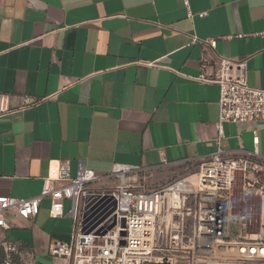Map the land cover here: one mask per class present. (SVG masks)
I'll list each match as a JSON object with an SVG mask.
<instances>
[{
    "label": "crops",
    "instance_id": "1",
    "mask_svg": "<svg viewBox=\"0 0 264 264\" xmlns=\"http://www.w3.org/2000/svg\"><path fill=\"white\" fill-rule=\"evenodd\" d=\"M189 6L0 0V93L17 108L0 117V195L40 194L57 160H69L72 175L85 160L105 187L118 183L116 164L139 168L156 186L207 160L218 149L220 89L195 77L204 56L209 77L220 57L246 59L249 84L264 88V0ZM222 147L264 158V120L226 123ZM50 204L45 198L28 220L10 214L0 235L20 244L31 264H70L50 251L71 241L73 221L51 216Z\"/></svg>",
    "mask_w": 264,
    "mask_h": 264
},
{
    "label": "built area",
    "instance_id": "2",
    "mask_svg": "<svg viewBox=\"0 0 264 264\" xmlns=\"http://www.w3.org/2000/svg\"><path fill=\"white\" fill-rule=\"evenodd\" d=\"M208 42L215 47V40ZM208 63L204 56L195 77L220 89L218 149L207 160L150 188L133 166L116 164L112 175L118 183L105 187L97 185L99 177L85 160H78L75 175L69 160H57L40 194L0 195V228L11 227L10 214L35 217L49 198L51 216L73 221L71 241L56 242L50 251L70 264H264V158L229 154L222 147L226 123L264 120V88L249 84L246 59L220 57L212 77L205 73ZM16 110L0 93V117ZM138 174V182L129 183ZM0 248V264H31L20 244L1 235Z\"/></svg>",
    "mask_w": 264,
    "mask_h": 264
},
{
    "label": "water",
    "instance_id": "3",
    "mask_svg": "<svg viewBox=\"0 0 264 264\" xmlns=\"http://www.w3.org/2000/svg\"><path fill=\"white\" fill-rule=\"evenodd\" d=\"M115 225V222L114 223H112L111 225H109L108 226V228L106 229V230H104V231H100V232H98L97 234H105L109 229H111L113 226Z\"/></svg>",
    "mask_w": 264,
    "mask_h": 264
},
{
    "label": "rangeland",
    "instance_id": "4",
    "mask_svg": "<svg viewBox=\"0 0 264 264\" xmlns=\"http://www.w3.org/2000/svg\"><path fill=\"white\" fill-rule=\"evenodd\" d=\"M185 173H186V172H182L180 175H183V174H185ZM180 175H178V176H180ZM176 177H177V176H175V177H173V178H171V179H174V178H176ZM171 179H170V180H171ZM168 181H169V180H168ZM142 183L147 184V183H146V180L142 181ZM164 183H165V182H164ZM162 184H163V183H162ZM156 186H157V185H156ZM147 187L150 188V187H153V186H150V185L147 184Z\"/></svg>",
    "mask_w": 264,
    "mask_h": 264
},
{
    "label": "trees",
    "instance_id": "5",
    "mask_svg": "<svg viewBox=\"0 0 264 264\" xmlns=\"http://www.w3.org/2000/svg\"><path fill=\"white\" fill-rule=\"evenodd\" d=\"M4 257V252L3 250L0 248V259H2Z\"/></svg>",
    "mask_w": 264,
    "mask_h": 264
}]
</instances>
